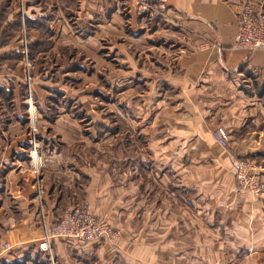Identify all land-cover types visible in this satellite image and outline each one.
I'll use <instances>...</instances> for the list:
<instances>
[{
	"label": "crops",
	"instance_id": "0c3cea01",
	"mask_svg": "<svg viewBox=\"0 0 264 264\" xmlns=\"http://www.w3.org/2000/svg\"><path fill=\"white\" fill-rule=\"evenodd\" d=\"M246 1L264 10V0H166L165 17L152 20L129 0H25L23 16L49 22L48 33L27 32L30 43L51 40L52 69L54 60L71 65L59 42L81 55L79 92L59 77L35 73L30 83L39 202L28 102L21 74L7 73L18 47L7 25L19 20L24 30V22L17 5L0 0V236L38 226L41 215L52 225L63 208L85 203L119 239H53V263L264 264V190L236 191L229 156L254 160L264 184V49L230 50L232 6ZM101 82L114 95L101 98ZM217 126L227 150L212 139ZM0 264L52 263L40 242L7 251L0 242Z\"/></svg>",
	"mask_w": 264,
	"mask_h": 264
},
{
	"label": "built area",
	"instance_id": "2783aa9c",
	"mask_svg": "<svg viewBox=\"0 0 264 264\" xmlns=\"http://www.w3.org/2000/svg\"><path fill=\"white\" fill-rule=\"evenodd\" d=\"M135 10L148 19H162L166 14V0H129ZM20 7L22 0H19ZM235 34L230 45L232 51L250 52L256 49H264V10L254 6L250 1L234 4L232 6ZM23 16V13H21ZM24 59L26 60V85L28 90L27 110L29 116V148L28 154L33 162L38 157V142L36 129L33 126V113L31 109L32 97L30 93V63L27 57V45L24 42ZM184 50H180L182 54ZM211 136L214 143L227 150L229 136L227 131L217 126L212 129ZM231 166L234 170V186L236 191L248 190L257 195L263 192L264 184L259 179V167L252 159H241L235 154H229ZM32 174L35 196L40 202L42 187L39 178L38 162H33ZM120 237V232L114 229L108 222L94 215L85 203L74 204L62 209L59 219L52 225H47L41 215L39 225L21 226L16 225L8 228L0 236L2 251L30 242H40L44 251L48 252L50 261L53 263L51 253V241L53 239H72L80 244L92 242H114Z\"/></svg>",
	"mask_w": 264,
	"mask_h": 264
},
{
	"label": "rangeland",
	"instance_id": "374dc122",
	"mask_svg": "<svg viewBox=\"0 0 264 264\" xmlns=\"http://www.w3.org/2000/svg\"><path fill=\"white\" fill-rule=\"evenodd\" d=\"M7 1H8V3L11 2L12 5H17V7L19 8L20 12H22V13L24 12V1L25 0H22V3H21L22 6L21 7H20V5L18 3L19 0H7ZM26 1H28V0H26ZM5 13H9V7H7V8H5V6L3 7V14H5ZM73 18H74V16H73ZM37 20H39V19H37ZM57 23L59 24V22H57ZM40 25L42 26V24H40ZM52 25H57V24H52ZM70 25H71L70 32L71 33L74 32L73 34H77L78 27H77V23H75V20L71 19ZM46 26L49 27V22L48 23L46 22ZM32 28H35V29H37L39 31V27L37 25L33 26ZM7 30H8L7 36H6L7 37L6 38L7 41H10L11 38H12L13 39L12 43H16L14 46H18L16 48V50H14L12 53L9 52V54H11V55H8L7 58H9V59H8L7 62L9 64L8 68H10V71H8L7 73H12V72H16L17 71L18 74H21V79H22L23 84L26 85V81H25L26 80L25 79V77H26V60L24 59V55H25L24 42L28 46V44L31 42V38L33 36H29L27 31H25L23 29L21 30L20 27L15 25L14 23L8 24ZM31 30L35 31L34 29H31ZM40 30H41V28H40ZM48 32H49V30L47 31V33ZM20 33H21V35H19ZM30 35H32V32L30 33ZM17 36H19V38H17ZM39 39H41V38H39ZM59 43H57L56 46L65 50V52H64L65 59H66V55H69V54L72 57L71 65L70 66L67 65L69 67L68 70H65V68L67 66L64 67L62 62H59L57 60H56V62L54 60V63L56 65H55V69H52L53 67H51V63L53 62V59H51L50 54L47 52V49L51 46V40L49 41L47 39L44 42H42L40 40V44L37 43V45H39V46H35L34 54H33L32 59L29 60V63L31 65L30 70H29V73H30V76H31L30 83L32 82L33 74H35V73H37L38 76H41V77H46L47 76L48 79H50L52 81H57V79L59 77L62 82L66 83V86H68L69 88H71L74 91H78L79 92L81 89H83V88L80 89V87H79L80 83H81L80 72L76 71L77 67L79 66V59L81 57L80 51H79V49L77 48L76 45H73V44H70V46H68L66 44L64 45L63 41H62L63 44L62 43L59 44ZM40 50H43V51L40 52ZM19 56H20V58H19ZM33 59L38 60L39 64L35 65ZM57 62H59V64ZM65 64H66V60H65ZM32 65H33L34 68H32ZM49 68L51 70H49ZM66 73H68V74H66ZM63 74H65V75H63ZM105 74H106V72H105ZM111 75L114 77L113 73H111ZM111 75H107V76L111 77ZM101 83H102L101 87H102V89L104 91L103 92L104 97H101V96H98V97L106 98V97L111 96L112 93L114 95V92L111 90V88H112L111 86L106 85L104 82H101ZM24 89H25V92H26L27 85L24 86ZM30 93H31V90H30ZM92 93H93L92 95H95L94 92H92ZM31 97H32V94H31ZM98 102L100 103V105L102 107L105 106V104H106V102L102 101L100 98H98ZM74 106H75L74 110L78 112L79 107H77L76 105H74ZM102 109H104V108H102ZM33 124H34L33 126L36 129L37 126H36L35 118L33 119ZM27 129H28V133H29L30 132L29 122L27 123ZM35 133H36V136H37V132L36 131H35ZM37 142H38V145H39L38 137H37ZM230 154H232V153H230ZM236 156L242 159V157H240L239 155H236ZM232 170H233V168H232ZM233 181H234V170H233ZM89 262H91V261H89ZM54 263L57 264V261L54 260ZM87 264H89V263L87 262Z\"/></svg>",
	"mask_w": 264,
	"mask_h": 264
},
{
	"label": "trees",
	"instance_id": "16d2710c",
	"mask_svg": "<svg viewBox=\"0 0 264 264\" xmlns=\"http://www.w3.org/2000/svg\"><path fill=\"white\" fill-rule=\"evenodd\" d=\"M2 11H3V8H2ZM18 15H20V17H23L24 30H25V31H28L30 28H32V27L35 26V25H37V26L39 27V30H40V28H41L40 31H41L42 35H43V32L47 33V31L49 30L48 27L46 26V21L44 22V21L42 20V21H40L41 23L35 24V21H36V20L32 21L29 17H27V16H25V15L22 16L21 13H19V12H18ZM0 18H1V14H0ZM38 21H39V20H38ZM36 22H37V21H36ZM44 23H45V24H44ZM9 24H11V23H9ZM14 24L20 27V22H19V20H17ZM40 24H42V26H41ZM7 26H8V25H7ZM6 33H7V32H6ZM6 33H5V31H4L3 34H2V36H3L4 34H6ZM6 36H7V35H6ZM45 40H46V39L43 38V36H42V40H41V41L44 42ZM37 42H40V40H38ZM37 42L29 43V44H28V46H27V57H28V60L32 59V56H33L32 49H33L34 46L37 45ZM19 58H20V56H19ZM30 67H31V65H30ZM30 79H31V76H30ZM23 85L26 86L25 84H23ZM24 86H22V92H23V95H25V97L27 98L28 90L26 89V92H25ZM23 106H24L25 112L27 113V116H28V112H27V110H28V104L26 103V104H24ZM26 119H27V118H26ZM28 120H29V119H27V122H26V123H28ZM36 137H37V136H36ZM29 145H30V144H29V139H28V148H29Z\"/></svg>",
	"mask_w": 264,
	"mask_h": 264
}]
</instances>
